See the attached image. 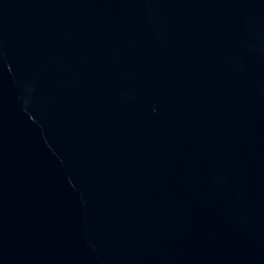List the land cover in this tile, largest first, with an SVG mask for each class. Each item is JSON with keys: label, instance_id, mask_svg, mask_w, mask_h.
Instances as JSON below:
<instances>
[{"label": "water", "instance_id": "obj_1", "mask_svg": "<svg viewBox=\"0 0 264 264\" xmlns=\"http://www.w3.org/2000/svg\"><path fill=\"white\" fill-rule=\"evenodd\" d=\"M0 264H264V0H0Z\"/></svg>", "mask_w": 264, "mask_h": 264}]
</instances>
